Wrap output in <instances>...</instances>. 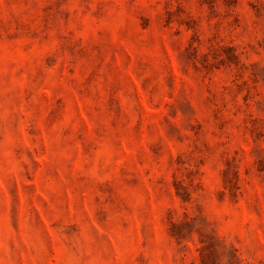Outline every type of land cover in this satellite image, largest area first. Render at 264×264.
<instances>
[{
	"label": "rangeland",
	"instance_id": "374dc122",
	"mask_svg": "<svg viewBox=\"0 0 264 264\" xmlns=\"http://www.w3.org/2000/svg\"><path fill=\"white\" fill-rule=\"evenodd\" d=\"M0 264H264V0H0Z\"/></svg>",
	"mask_w": 264,
	"mask_h": 264
}]
</instances>
